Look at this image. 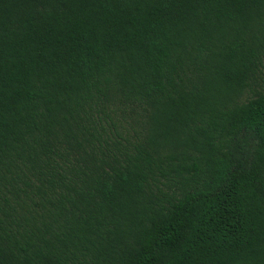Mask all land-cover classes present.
Masks as SVG:
<instances>
[{"label":"trees","instance_id":"16d2710c","mask_svg":"<svg viewBox=\"0 0 264 264\" xmlns=\"http://www.w3.org/2000/svg\"><path fill=\"white\" fill-rule=\"evenodd\" d=\"M0 264H264V0H0Z\"/></svg>","mask_w":264,"mask_h":264}]
</instances>
